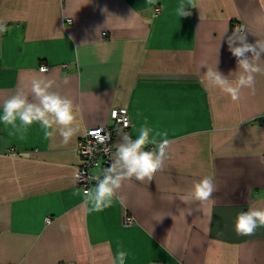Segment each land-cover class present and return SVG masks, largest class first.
Segmentation results:
<instances>
[{
	"label": "crops",
	"instance_id": "1",
	"mask_svg": "<svg viewBox=\"0 0 264 264\" xmlns=\"http://www.w3.org/2000/svg\"><path fill=\"white\" fill-rule=\"evenodd\" d=\"M180 3L0 0V113L30 78L46 75L80 121L66 144L58 134L45 139L39 124L20 139L0 123V264H111L118 249L125 264H264V227L235 230L239 213L264 208V75L238 102L203 79L216 60L234 78L227 37L237 30L250 44L264 41V0H183L186 17L176 14ZM113 109L130 118L113 155L142 126L149 139L167 133L172 143L162 171L126 182L120 200L89 211L74 180L76 145L109 126ZM205 176L217 185L212 199L185 202Z\"/></svg>",
	"mask_w": 264,
	"mask_h": 264
},
{
	"label": "clouds",
	"instance_id": "2",
	"mask_svg": "<svg viewBox=\"0 0 264 264\" xmlns=\"http://www.w3.org/2000/svg\"><path fill=\"white\" fill-rule=\"evenodd\" d=\"M148 2L153 3L154 0ZM176 14L178 17L191 14L183 0L178 5ZM6 30L4 24L0 23V32ZM227 44L237 61V71L229 74L234 78L229 79L220 73L216 67L218 63L216 60L214 67H206L203 79L209 87L219 89L233 102H238L242 90L247 89L250 94H254L256 75H264V66L260 63L264 55V41L257 40L250 44L246 41L244 30L239 29L227 37ZM47 72V68L40 69V73ZM0 123L6 127L10 126L9 135H18L20 139L24 138L29 127L39 124L44 130L45 139L58 134L65 144L80 130L78 106L67 95L61 94L55 79L46 75L33 76L3 101ZM150 131L148 127L142 126L135 139L127 134L121 137L110 166L103 169L101 174L92 177L95 181L94 187L82 192L83 205L89 211H102L111 207L114 201L121 199L118 194L126 182L133 179L143 181L145 178L151 180L155 173L164 169L172 141L166 138L167 133L159 132L149 139ZM149 143L154 145L153 149L144 150ZM79 179L80 176L76 174L74 180ZM216 191L214 177L205 176L192 184L189 193L183 199L185 202L207 203ZM74 195L81 193L77 192ZM258 227H264V208H250L237 215L235 230L238 234L252 235ZM126 256L125 251L118 249L111 258V264H125Z\"/></svg>",
	"mask_w": 264,
	"mask_h": 264
},
{
	"label": "built area",
	"instance_id": "3",
	"mask_svg": "<svg viewBox=\"0 0 264 264\" xmlns=\"http://www.w3.org/2000/svg\"><path fill=\"white\" fill-rule=\"evenodd\" d=\"M160 11V7L154 9V16ZM110 120L109 126L87 130L76 145V153L81 164L74 176L76 174L80 176L79 181L75 182L82 192L94 187L95 181L92 177L101 174L103 169L110 166L114 152V136L130 127V118L126 109H113L110 112ZM46 222L50 221L46 220ZM131 222L130 218L125 219V224L130 225Z\"/></svg>",
	"mask_w": 264,
	"mask_h": 264
}]
</instances>
